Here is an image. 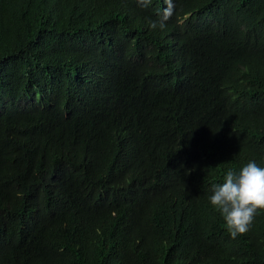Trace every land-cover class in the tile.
<instances>
[{
    "label": "trees",
    "instance_id": "1",
    "mask_svg": "<svg viewBox=\"0 0 264 264\" xmlns=\"http://www.w3.org/2000/svg\"><path fill=\"white\" fill-rule=\"evenodd\" d=\"M264 167V0H0V264H264L211 204Z\"/></svg>",
    "mask_w": 264,
    "mask_h": 264
},
{
    "label": "clouds",
    "instance_id": "2",
    "mask_svg": "<svg viewBox=\"0 0 264 264\" xmlns=\"http://www.w3.org/2000/svg\"><path fill=\"white\" fill-rule=\"evenodd\" d=\"M209 199L223 216L232 239L246 234L256 214L264 211V167L251 161L239 172L229 169L223 183L212 185Z\"/></svg>",
    "mask_w": 264,
    "mask_h": 264
}]
</instances>
